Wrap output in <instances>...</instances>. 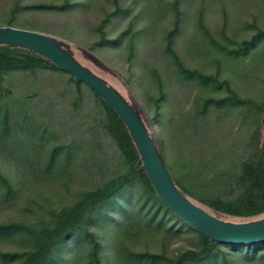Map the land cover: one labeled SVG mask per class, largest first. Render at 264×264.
<instances>
[{
    "label": "rangeland",
    "instance_id": "obj_1",
    "mask_svg": "<svg viewBox=\"0 0 264 264\" xmlns=\"http://www.w3.org/2000/svg\"><path fill=\"white\" fill-rule=\"evenodd\" d=\"M9 22L62 35L108 63L156 118L174 178L201 197L237 195L228 191L229 183L263 116L264 0H0V25ZM175 29L173 49L184 65L211 80L181 75L167 49ZM104 34L118 43H103ZM249 39L254 47L237 56L215 45L234 47ZM68 45L77 61L125 93L114 75ZM227 97L232 99L216 103ZM104 118L93 91L87 85L78 90L67 72H0V171L11 181H0V225L16 230L0 234V253L18 256L0 264H94L89 237L66 239L65 251L60 244L39 256L36 251L56 242L66 210L126 171ZM56 148L59 156L51 162ZM113 198L106 214L99 206L86 222L99 238L101 264H173L185 251L202 248L198 231L166 211L141 180ZM222 248L219 256L229 264H264V247ZM185 264L197 262L190 257Z\"/></svg>",
    "mask_w": 264,
    "mask_h": 264
},
{
    "label": "trees",
    "instance_id": "obj_2",
    "mask_svg": "<svg viewBox=\"0 0 264 264\" xmlns=\"http://www.w3.org/2000/svg\"><path fill=\"white\" fill-rule=\"evenodd\" d=\"M116 1L118 2V0ZM117 8L119 11L120 9L119 6ZM59 9L64 10L67 8L66 6H60ZM118 11H115L113 15H116ZM179 21L180 19L177 20L176 27H178L180 23ZM6 25L13 26L11 22H9ZM103 32H105L104 29ZM175 33H176V29L175 31L169 34L167 40V49L173 56L181 75L186 79H191V80L198 79L202 83L211 80V77L209 76L206 77L200 70L191 69L184 65L178 53L173 49V43H174L173 38ZM102 42L108 44L118 43L116 39L109 38L106 36V34L102 36ZM254 42H255L254 39L243 40L240 43L237 42V44L234 47H229L223 43L216 41L215 45L219 50L237 56L238 54H240V52L248 53L254 47L255 45ZM47 68L61 70L48 57L35 50L13 46V45H0V72H12L17 70H34V69L37 70V69H47ZM115 71L119 73L117 70ZM119 74L125 79L127 84L130 86L131 90L134 91L130 82L121 73ZM69 80L75 83L78 90H81L83 88V85H87L84 82L75 79V77L70 73H69ZM90 89L93 91L97 101L100 103V105L103 108L105 118L102 124L104 126L105 133L107 136H110V138H112L113 142L116 143L119 150L123 153V155L127 160L128 167L122 175L110 179V181L107 184L100 185L93 191H89L81 201L75 203L70 209L66 210L64 212L65 218L63 224L61 225V228L58 230L57 235L55 237L56 242L53 243L52 241L49 247L48 246L40 247L39 250L36 251V253L37 256L41 254L49 253L50 251H47V248L49 250L52 247H54L55 244H60L58 248L59 251H62L64 249L66 250L68 244L66 239L69 238L70 241L83 242L84 239H87V237H89V240L91 242V248H90L91 261L94 264H101L99 257V250L101 244L99 238L95 235L94 232H91L90 230L86 229V222L88 221L89 216L91 215L90 212L95 210L97 207L99 206L103 207L104 210L105 208H109L110 206H112L113 203H115V198H113V195L118 193L120 189L127 183H130L134 180H141L148 188L152 190V192L156 197V200L160 201V202L158 201V203L163 207H165L166 211L171 212L180 221L183 220L179 218L172 210H170L157 195L153 187V184L149 178V175L145 167L143 166V162L140 160L141 155L139 153V150L124 120L104 98H102L92 88ZM135 96L137 97L136 94ZM229 99L231 100L232 98L227 97L226 100L225 99L219 100L216 103L219 104L222 103L223 101H229ZM138 101L140 102L139 99ZM258 108L262 110L264 114V102L261 103V105H259ZM146 114L150 120V123L154 131V135L159 145V149L161 151L164 162L167 166L163 153V148L160 142V135L158 134V130L156 126V118L150 117L147 112ZM262 118L254 128L252 134L250 135L247 141V145L242 150L240 163H239L240 165L237 169V174L235 175L234 180L229 183L231 188H228L229 189L228 191H234V190L238 191L237 195L233 199L228 200V198H225L228 197L227 194H224L226 192H223L222 194L215 197H211V196L201 197L198 194H196L194 191L189 189L188 187L183 186L180 183L179 179H177L176 177L174 178V176L171 174L167 166V169L172 179L174 180L176 185L180 188V190H182L185 194L194 198L195 200L224 214H229L239 217H253L263 214L264 213V141L262 140V132H261ZM59 152H60L59 148H56L53 151L51 162H54V160L59 156ZM0 181H4L6 184L11 185V181L6 176H4V174H2L1 171H0ZM107 210L108 209L104 210L105 214L107 213ZM14 227L15 225L13 224L0 225V234H4V233L11 234L12 232L16 231L14 230ZM198 233L200 235L201 242L203 244L202 248L197 251H192V250L185 251L182 254V256L179 257L177 261L173 264H185L186 261L190 259V257L195 262H197V264H221V263L229 264L227 257L223 256L220 258L219 256V252L223 250L222 247L225 243H220L215 240H212L199 231ZM225 245H231V244H225ZM232 246H241L250 250V249H257L260 247H264V244L249 245V246L248 245H232ZM64 251L62 254V260H64V253H65ZM17 257L18 256H16V254L0 253V262L6 263L7 261H13ZM136 257H139L136 259L140 263V259L142 260L143 257L141 255L140 256L137 255ZM185 258H189V259L184 260ZM54 263L55 262H52L51 264Z\"/></svg>",
    "mask_w": 264,
    "mask_h": 264
},
{
    "label": "water",
    "instance_id": "obj_3",
    "mask_svg": "<svg viewBox=\"0 0 264 264\" xmlns=\"http://www.w3.org/2000/svg\"><path fill=\"white\" fill-rule=\"evenodd\" d=\"M54 37L62 40L65 49L58 45L59 42ZM69 43L80 49L100 68L114 75L127 95L77 61L73 56L74 49ZM0 45L18 46L45 55L59 69L72 74L75 79L84 82L104 98L127 125L157 195L184 222L220 243L248 246L264 244V213L253 217L224 214L180 190L167 169L150 120L134 92L119 73L90 50L56 34L11 25H0ZM263 129L264 114L261 128L264 141Z\"/></svg>",
    "mask_w": 264,
    "mask_h": 264
}]
</instances>
